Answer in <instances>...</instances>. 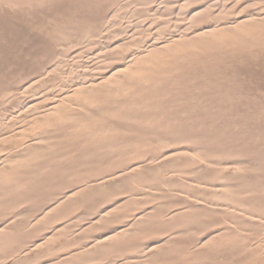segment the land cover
<instances>
[{
    "label": "rangeland",
    "instance_id": "obj_1",
    "mask_svg": "<svg viewBox=\"0 0 264 264\" xmlns=\"http://www.w3.org/2000/svg\"><path fill=\"white\" fill-rule=\"evenodd\" d=\"M259 263L264 0H0V264Z\"/></svg>",
    "mask_w": 264,
    "mask_h": 264
},
{
    "label": "bare ground",
    "instance_id": "obj_2",
    "mask_svg": "<svg viewBox=\"0 0 264 264\" xmlns=\"http://www.w3.org/2000/svg\"><path fill=\"white\" fill-rule=\"evenodd\" d=\"M201 8V7H200ZM203 10V9H202ZM204 11H205V9H204ZM203 11V12H204ZM197 14V13H196ZM152 50V49H151ZM178 52V51H177ZM147 53V52H146ZM178 55H180V54H178ZM183 57V56H182ZM115 73V72H114ZM123 73V75H124V72H122ZM110 77V76H109ZM108 77V78H109ZM107 79V78H106ZM37 80V79H36ZM35 80V81H36ZM39 80V79H38ZM105 80V79H104ZM32 81V80H31ZM100 81V80H99ZM103 81V80H102ZM106 81V80H105ZM104 81V82H105ZM110 82V81H109ZM33 83V82H32ZM105 84V83H104ZM106 85V84H105ZM110 85V84H109ZM83 86V85H82ZM93 86V85H92ZM73 87V86H72ZM79 87V86H78ZM67 88V87H66ZM64 90V89H63ZM62 92V91H61ZM97 92V91H96ZM88 93V92H87ZM108 93H109V91H108ZM42 94V93H41ZM76 95V94H75ZM75 95H73L74 97H75ZM70 96V95H69ZM71 96H72V94H71ZM86 96V95H85ZM89 96V95H88ZM98 96V95H97ZM34 97V96H33ZM58 98V97H57ZM98 98V97H97ZM44 99V98H43ZM47 99H49V98H47ZM47 99H45V100H47ZM69 99V98H68ZM67 101V100H66ZM85 101V100H84ZM95 101H97V100H95ZM15 102V101H14ZM36 102V101H35ZM41 102V101H40ZM34 103V102H33ZM62 103V102H61ZM66 103V102H65ZM64 103V104H65ZM244 105V104H243ZM52 106V105H51ZM62 106V105H61ZM68 108V107H67ZM27 109V108H26ZM56 110V109H55ZM50 112V111H49ZM57 112V111H56ZM51 113V112H50ZM65 113V112H64ZM19 114V113H18ZM54 115V114H53ZM23 116V115H22ZM20 117V116H19ZM241 120V119H240ZM36 122V121H35ZM27 123V122H26ZM23 124V123H22ZM43 124V123H42ZM52 124V123H51ZM33 125V124H32ZM35 125V124H34ZM39 126V125H38ZM20 127V126H19ZM30 127V126H29ZM43 127V126H42ZM49 128V127H48ZM10 129V128H9ZM25 130V129H24ZM10 131V130H9ZM4 132V131H3ZM23 132V131H22ZM35 133V132H34ZM27 135V134H26ZM21 137V136H20ZM10 138V137H9ZM34 138V137H33ZM33 141V139L32 138H29V139H26L25 140V143H27L26 145H30V143H33L32 142ZM14 142V141H13ZM37 148V147H36ZM35 148V149H36ZM21 153V152H20ZM25 155V154H24ZM9 159V158H8ZM6 163V162H5ZM6 164H8V162L6 163ZM5 171V170H4ZM238 201V200H237ZM221 206V205H220ZM242 212V211H241ZM240 214V213H239ZM138 217V216H137ZM126 229V228H125ZM124 229V230H125ZM215 234V233H214ZM219 234V233H218ZM175 235V234H174ZM187 235V234H186ZM113 236V235H112ZM177 236V235H176ZM183 237V236H182ZM185 237V236H184ZM177 238H178V236H177ZM186 238H187V236H186ZM215 238H217V237H215ZM184 240V239H183ZM187 240V239H186ZM170 241V240H169ZM262 241H263V239H262ZM158 244V243H157ZM164 244V243H163ZM143 245V244H142ZM145 245V244H144ZM238 246V245H237ZM159 246L158 245H156V244H149V245H146V247H144L145 249H146V251L147 250H150V252H151V250H155L156 248H158ZM234 247V246H233ZM240 247V246H239ZM255 247V246H254ZM251 248V247H250ZM258 248V247H257ZM239 249V248H238ZM262 249V248H261ZM160 250V249H159ZM232 250V249H231ZM252 251V250H251ZM254 251H256V249L254 250ZM232 252V251H231ZM157 254V253H156ZM159 254V253H158ZM241 255V254H240ZM257 256V255H256ZM248 257V256H247ZM260 264V263H259Z\"/></svg>",
    "mask_w": 264,
    "mask_h": 264
}]
</instances>
